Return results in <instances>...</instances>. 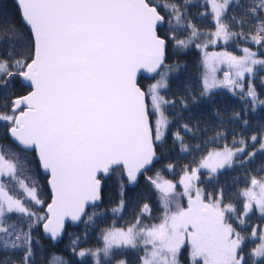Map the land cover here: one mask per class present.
<instances>
[{"label": "snow or ice", "instance_id": "snow-or-ice-1", "mask_svg": "<svg viewBox=\"0 0 264 264\" xmlns=\"http://www.w3.org/2000/svg\"><path fill=\"white\" fill-rule=\"evenodd\" d=\"M17 3L23 22L30 27L29 48L27 54L0 57V90L10 89L17 78L28 82L32 90L24 96H6L7 102L0 106L3 109L0 122L17 148L34 149L40 166L50 173L52 203L47 206V215L39 216L21 199L8 194L2 179L5 177L15 181L35 204H42L37 188L18 175L22 168L20 157L11 153L14 158H6L5 146L0 145V244L5 249L23 250L21 264H32L31 225L29 231L5 225L7 216L18 213L29 220L33 216L37 222L44 220L45 231L55 239L65 217L78 220L88 201L100 199L98 173L121 169L132 183L141 170L158 159L154 141L162 139V129L168 124L164 107L175 102L160 94L167 87L166 74H160L161 79L147 90L138 85L136 76L140 69L157 72L165 63L167 41L158 35L157 27L166 17L160 9L167 11L168 22L175 20L178 27L185 16L179 4L161 5L153 0H17ZM229 3L230 0L219 3L212 0L217 26L212 35H222L225 41L244 35L232 32L229 25L221 22ZM261 14L264 0H254L235 22L243 27L245 17ZM184 27L191 33L190 40L198 35L191 23ZM0 32L16 35L14 28ZM245 38L264 46V18L259 20L256 33ZM172 39L177 46L187 47V42L176 39L175 34ZM243 51L242 57L223 53L211 58L213 64L216 61L227 64L229 71L224 73L222 85L230 86L231 90L243 89L241 81L245 74L255 73V66L264 70V59L255 58L256 53L248 48ZM217 86L214 79L209 83L205 77V92ZM247 95L255 102L256 92L251 83ZM156 114L153 135L151 117ZM234 155L229 150L209 153L200 167L215 173L225 164L230 165ZM197 171L185 172L180 181L184 186L182 193H177L176 185L170 181L150 178L161 193L165 209L161 222L145 227L137 219L126 230L109 231L104 235V248L98 252L110 257L114 248H136L142 244L145 255L141 264H180L185 245L190 247L191 264H250L254 257L264 258V233L260 245L245 254V237L234 227V223L245 225L253 204L264 214V180L253 177L251 186L238 194L244 198L243 208L238 210L234 204L225 202L222 189L208 202L199 188H195L193 195L192 181L198 179ZM180 196L187 197V207L181 205ZM148 208L147 204L143 206V210ZM256 234L253 229L251 235ZM98 252L92 255L97 256ZM80 255L86 253L82 251ZM96 264H100L99 259Z\"/></svg>", "mask_w": 264, "mask_h": 264}, {"label": "trees", "instance_id": "trees-1", "mask_svg": "<svg viewBox=\"0 0 264 264\" xmlns=\"http://www.w3.org/2000/svg\"><path fill=\"white\" fill-rule=\"evenodd\" d=\"M153 2L161 5L177 3L185 16L178 27L175 20L169 23L168 12L160 9L166 18L165 22L157 27V32L167 41L166 59L161 67L167 72V87L162 90V94L167 100L175 103L164 107L168 121L166 131L160 141H154L159 158L140 174L133 187L127 186L121 169L110 171L105 178L100 176L102 184L100 203L88 207L78 224H66L62 237L55 243L43 237L40 228L43 220L37 222L35 216L29 220L18 213L7 216L4 220L5 225H16L22 227L24 231H29L31 225L32 264H52L54 256H58L63 264H96L97 259L100 264H117L121 261L125 264H139L142 251L138 247L114 248L110 257L98 252L103 244V231L110 227L132 225L147 212L158 213L161 209V194L151 184L150 178L159 177L163 181H176L186 171L196 166L213 147L242 144L245 147L243 156L250 150L256 151L253 152L255 155L246 161L214 174L199 171L196 183L205 201L222 189L225 202L234 204L240 210L242 198L238 194L241 189L253 177L263 174L264 149H257L256 146L261 142L264 144V70L256 66L257 72L252 76L259 101L255 107L251 106L247 92L238 95L225 89H218L203 95L200 46L205 45L210 39L215 27L207 1L153 0ZM253 2L254 0H230L221 17V22L229 25L232 32H242L243 36H233L223 45H208L203 48L224 46L237 53L240 47H248L256 52L259 59H264V46L254 44L251 39L245 38L256 33L259 20L264 18V14L245 17L246 23L243 27L235 22ZM187 23H191L198 32L191 40L190 31L184 27ZM10 28L15 29L16 35L0 32V57H8L10 53L27 54L31 34L22 23L15 3L12 0H0V29ZM173 34L176 39L186 41L187 47L177 46L176 40L172 39ZM17 36L20 39H17ZM159 71L151 78L143 76L138 78L137 82L142 90H146ZM27 91L28 88L20 83L19 78L13 80L10 89L0 90V106L7 102L6 96L14 98L24 95ZM0 110H3L2 107ZM253 136L256 137L255 144L250 143ZM0 145L5 146L6 158H14L11 153L20 157L22 168L18 175L29 186L37 188L42 204H35L15 181L5 177L3 180L6 182V189L14 197L21 199L32 212L45 216L44 207L50 199L47 176L41 173L34 151H21L17 148L9 139L3 122H0ZM145 204L149 206L148 211L143 210ZM82 251L86 253L85 256L80 255ZM97 252V256L92 255ZM22 256L23 250L5 249L0 244V264H21ZM180 261L181 264H190L186 246L181 251ZM262 261L264 259L254 261V264H261ZM250 264L253 263L250 261Z\"/></svg>", "mask_w": 264, "mask_h": 264}, {"label": "rangeland", "instance_id": "rangeland-1", "mask_svg": "<svg viewBox=\"0 0 264 264\" xmlns=\"http://www.w3.org/2000/svg\"><path fill=\"white\" fill-rule=\"evenodd\" d=\"M206 1L208 3V6H209V13L211 14L212 20L214 21V24H215V27H214V29L212 31V34H213L217 30L216 21L214 19V15H213V4H212V0H206ZM217 2L218 3L219 2H222V0H217ZM212 34H211L210 39L205 43V45L200 46V48H201V52H200L201 53V64H202V70H203V72H202V77H203L202 93H203V95H208L209 93H211V92H213L215 90H218V89H225V90H227L230 93H234V94L237 93L238 95H241V92H242V94H244V92H248V86L251 83L250 82V78H252V76L257 72V67L256 66H255L256 67L255 73L254 74H245L244 79L241 81V83L243 84V89L236 88L235 90H231L230 86H223L222 85V82L225 80V76H224L223 73L225 71H227V72L229 71V68H228L227 64L220 63L218 61H216L215 64H213V60L211 59L214 56V54H223V53H230L232 56L242 57V56L245 55L243 49L248 48V47H240L239 48V51L237 53L236 52H233V51H231L229 49H226L224 46L223 47H219V48H212V49L203 48V47L208 46V45L209 46L210 45L211 46H216L217 44H222L223 45L224 43H226L229 40L228 39L227 41H225V39L223 38L222 35H221V37H215ZM248 49L250 51H252V52H255V51H253L250 48H248ZM255 58L259 59L257 55H256ZM206 60H207V63H206ZM213 67L215 68V71L214 72H213ZM160 74H166V76H167V72L165 71V69H161L159 71V74L148 84L146 90L148 89V87L151 84H153L156 81H158V80L161 79V75ZM205 77H207L209 83H212L213 82V79H214L215 82H216V84L218 86L215 87V88H212L209 92H205L204 91V80H205ZM162 90L163 89L160 90V94L163 96ZM250 102L252 104V107H255L259 103V101L257 99L255 100V102H253L252 98H251V101ZM148 103L150 105V103H151L150 99H149ZM165 117H166V115H165ZM157 118H158V114L152 116V122H153V126H154L153 135H155V121H156ZM166 119H167V117H166ZM165 131H166V128L162 129L163 135H164ZM163 135H162V137H163ZM250 143L251 144H255V141L251 140ZM261 144H262V142L261 143H258L257 149H260L261 150ZM241 148L245 149L244 145L238 144L236 146H229V145L224 144V145H222L220 147H213V148H211L207 152V154L203 158L200 159V161L198 162V164L196 166H194L192 169H198L196 175H198V172L199 171H205L208 174H214V173H211V171H210L209 168H202V167H200L201 162L206 157H208L209 153L224 152L225 150H229V151H232L233 153H235V155L232 157L231 164L230 165L229 164H225L224 167L218 168L217 171H216V172H218V171L222 170L223 168H227V167H230V166H232L234 164H238V163H242V162L246 161L248 158H250L252 156V155H249V154L255 152V150H250L249 152H247L243 156L244 151L243 152L238 151V149H241ZM191 170L188 171V172H191ZM183 176L184 175H182L176 181H170L171 183H173V184L176 185L175 191L177 193H182L184 191V186L180 183V181H181V179H182ZM251 180L245 185V187H243L241 189L240 193L242 191H244L245 189H247L248 187L251 186ZM258 180H264V177L262 179H258ZM160 181L162 182L163 180H160ZM196 181H197V179H194L192 181V184L194 186V188H193V195L195 194V188H199V186L197 185ZM4 183H6V182L4 181ZM5 190L8 192V190L6 188H5ZM257 191H258V189H257ZM8 194L11 195L9 192H8ZM14 198H16V197H14ZM241 198H242V205H243L244 198L242 196H241ZM178 199H179V201H180V203H181V205L183 207H187V203H188L187 197L180 196V197H178ZM205 202H208V201H205ZM160 206H161V209H160V211L158 213H155L154 212L153 214H151L150 212H147V213L145 212L146 214H144L143 216H141V217L138 218L141 221V223H142L143 226L147 227V226L155 225V224H158V223L161 222L162 217L165 214V209L163 207V203H162L161 197H160ZM172 210L173 211L175 210L174 206H173ZM135 223H133V224H135ZM132 225H129L127 227H110V228L105 229L103 231V233H102V242H103V244H102V248L100 250H102L104 248V235L107 232L114 231V230H117V229H125L126 230L128 227H130ZM234 227H237V230L238 231H241V234L245 237V240H249V239L255 240L256 246L255 247H253V246L251 247L250 246L251 248L249 247V250L252 251L257 246L260 245V243H261L260 236H261L262 233H264V220L263 221H258L257 220V221H253V222L247 223V224L245 223L244 226H239L238 224H235L234 223ZM253 229H256V231H257V234H256L255 237H253L251 235ZM185 246L187 248V254H188V257H189V263L191 264L190 247L188 245H185ZM121 247H128V246H121ZM247 247H248V245H246V243H245L244 244V248L247 249ZM138 248H140L141 251H142L141 252V258H142L145 255L144 250H143V245L142 244L139 245ZM100 252L103 254L102 251H100ZM244 252H245V254L247 253L246 250ZM258 258L259 257H254L253 260L251 261V263H253V261H256V259H258ZM58 263H60V258L58 256H54L53 263L52 264H58ZM117 264H120V262H118ZM139 264H141V260H140V263ZM180 264H181V261H180Z\"/></svg>", "mask_w": 264, "mask_h": 264}, {"label": "water", "instance_id": "water-1", "mask_svg": "<svg viewBox=\"0 0 264 264\" xmlns=\"http://www.w3.org/2000/svg\"><path fill=\"white\" fill-rule=\"evenodd\" d=\"M12 1L15 3V5L17 6V8H18V10H19L20 18H21L22 23L26 26V28H27L28 31L30 32V27L27 26V25L23 22V20H22L21 12H20V9H19V7H18L17 0H12ZM161 25H162V24H159L158 27L161 26ZM30 34H31V32H30ZM158 71H159V69L157 70V72H158ZM157 72H148L146 69H140V70L137 72V76H136L137 81H138V78H139L140 76L147 77V78H151V77H153ZM19 81H20V83H21L23 86H25V87L28 88L27 93L24 94V95H27V94L32 90L30 84H29L28 82L23 81L21 78H19ZM24 95H22V96H24ZM9 139L11 140L10 137H9ZM11 141H12V140H11ZM12 143H13V141H12ZM13 144H14V143H13ZM14 145H15V144H14ZM31 150L34 151V156H35V159H36L37 162H38L39 169H40L41 173L47 176L46 183H47V187H48L49 194H50L49 202H48V203L45 205V207H44L45 215H47V206H48L49 204L52 203V189H51V186H50V184H49L50 173H48V172H46L45 170L42 169V167H41L40 164H39L38 157H37V155H36L35 150H34V149H31ZM31 150H24V151H31ZM157 157L159 158L158 155H157ZM156 160H158V159H156ZM156 160H154V162H155ZM150 166H151V165H149V166H147L145 169L141 170V172L137 174V179H138V177L140 176V174H142V172H144V170H146V169H147L148 167H150ZM109 173H110V172H109ZM109 173H107V174H104V173H98V177L102 176V177L105 178V177H107V176L109 175ZM122 177H123V179H125L126 184H127V186H129V187H133V186L137 183V180H136L135 182L130 183V182L128 181V179H127V176H126L125 174H123V172H122ZM101 186H102V184L100 185V189H101ZM99 196H100V191H99ZM100 201H101V198L98 199V200H96V201H88V202L86 203V205H85V211H86V209H87L88 207L93 206V205H95V204H99ZM85 211H84V213L81 214V216H80V218H79L78 220H72L70 216H69V217H65V219H64V226H63V228L60 230V234H59L55 239H53V238L51 237V234H50L49 232H46V231H45V229H44V224L46 223V221L43 220L42 223H41V226H40V228H41V233H42L43 237H45V238L51 240L52 243H55V242L59 241L60 238L62 237L63 233H64V228H65L66 224H68V223L71 224V225H76V224H78V223L82 220V218H83V216H84V214H85Z\"/></svg>", "mask_w": 264, "mask_h": 264}, {"label": "flooded vegetation", "instance_id": "flooded-vegetation-1", "mask_svg": "<svg viewBox=\"0 0 264 264\" xmlns=\"http://www.w3.org/2000/svg\"><path fill=\"white\" fill-rule=\"evenodd\" d=\"M224 72V71H223ZM225 72H227V71H225ZM224 72V73H225ZM223 73V74H224ZM250 82H251V84H252V86L254 87V85H253V82H252V78L250 79ZM246 85V84H245ZM255 88V87H254ZM255 92H256V90H255ZM241 94H242V92H241ZM246 95H247V93H246ZM247 98L251 101V97H249L248 95H247ZM256 99H257V97H256ZM258 100V99H257ZM251 106H252V104H251ZM263 144V143H262ZM257 147V146H256ZM256 151V150H255ZM224 169V168H223ZM264 177V171H263V174H260L258 177H256V179L258 180V179H262ZM242 208H243V205H242V207H241V209L240 210H242ZM246 219V224L247 223H251V222H253V221H263L264 220V214H261V212L259 211V209L258 208H256V206H255V204H253V208H252V211H250L249 212V214H248V216L245 218ZM246 243V245H248V247H247V249H246V252L247 253H249V252H251V250H249V247L251 246H253V247H255L256 246V244H255V240H251V239H249V240H245L244 241V244ZM250 247V248H251ZM245 249V248H244ZM246 253V254H247ZM262 259H264V258H258V259H256V261L257 260H262ZM255 260V259H254Z\"/></svg>", "mask_w": 264, "mask_h": 264}]
</instances>
